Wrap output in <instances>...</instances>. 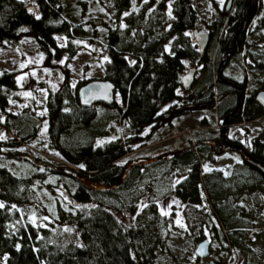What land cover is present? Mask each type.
<instances>
[{"label":"trees","instance_id":"trees-1","mask_svg":"<svg viewBox=\"0 0 264 264\" xmlns=\"http://www.w3.org/2000/svg\"><path fill=\"white\" fill-rule=\"evenodd\" d=\"M258 9L257 0H238L232 12L224 7L214 21L210 47L201 52L188 32L197 18L192 0H0V44L33 33L48 60L62 56L69 60L82 46L83 34L94 43L103 38L104 78L115 84L120 96V102L115 98L110 103L82 104L78 88L90 78L75 85L65 79L57 89L47 90L43 103L33 97L19 110H12L7 106L19 96L18 78L14 70L0 69V129L11 133L10 138L0 139V152L33 168L17 175L0 164V264H152L155 246L143 237V221L125 225L114 207L100 198L112 196L121 206L118 191L134 187L144 177L145 169L164 162L131 165L124 176L130 162L152 157L124 163L120 160L132 150V143L142 138L146 125L155 128L161 122L172 124L184 110L175 103L162 107L180 96L177 89L183 86L181 77L189 61L199 62L205 69L201 85L189 96L195 102L214 105L216 87L220 99L215 104L222 118L215 134L197 137L196 146L174 148L189 146L171 159L189 170L177 185V195L200 202L207 182L210 186L209 180L201 178L200 165L215 162L225 150L215 141L228 134L231 123L264 113L255 96L259 90L245 94L246 77L236 78L222 71L230 53L251 43L246 36L247 23ZM259 18L263 21L264 15ZM236 107L238 110L229 116ZM40 108H45V114L39 112ZM46 118L50 145L62 160L76 167L57 170L24 158L28 154L23 145L39 135ZM255 145L258 147L250 152L264 163V139L254 136L251 146ZM243 162L264 181L262 172ZM49 173L75 184L71 192L65 191L67 206L56 202L53 215L59 225H69L79 233L77 241L69 244L54 242L49 226L19 222L22 209L37 193V182ZM81 178L94 185L118 186L91 188ZM213 187L217 188L215 183ZM210 195L215 211H221L217 195L213 191ZM96 200L99 203H94ZM224 213L222 221L228 227L232 215L225 209Z\"/></svg>","mask_w":264,"mask_h":264},{"label":"rangeland","instance_id":"rangeland-1","mask_svg":"<svg viewBox=\"0 0 264 264\" xmlns=\"http://www.w3.org/2000/svg\"><path fill=\"white\" fill-rule=\"evenodd\" d=\"M227 1L192 0L197 10L195 27L211 32L206 49L211 45L214 21L220 17ZM233 1L230 12L234 11L238 0L236 3ZM257 2L259 9L247 23L246 29V36L251 43H246L228 56L222 67L223 73L227 75L246 77L247 93L264 89V20L259 18L264 15V0ZM188 32L193 35L192 29ZM87 37L82 35V46L69 60L66 56L48 60L39 49L33 33H24L15 42L0 44V69L14 70L19 82V96L12 98L7 107L19 110L33 97L43 103L47 90L57 89L65 79L75 85L81 79L103 78L104 40L99 38L94 43ZM211 53L215 55V50ZM191 66L197 69L194 83L190 87L179 86L177 91L180 96L162 107L166 109L175 103L184 110L176 115L172 124L161 122L155 128H151V124L146 125L141 131L142 138L132 143V150L120 162L143 156L153 158L169 149L189 144L196 146L199 144L197 137H209L218 131L222 118L215 102L220 96L217 95L216 87L213 93L214 105L199 100L195 102L189 96L201 85L205 73L201 63L187 61L186 70ZM115 98L120 102L118 91ZM39 112L45 114V108H40ZM47 120H44L39 135L23 145L27 154L37 156V162L42 164L76 167L62 160L50 145ZM228 134L248 145L256 135L264 139V113L252 119L231 123ZM10 137L11 133L0 129V139ZM2 157L0 164L17 175L33 170L19 159L5 155ZM171 159H162L164 162L145 169L144 177L129 190H119L117 195L122 198L121 206L112 196L104 195L100 198L102 202L114 207L117 217L125 225H136L140 220L143 221V237L155 246L151 255L152 264H264V181L244 164L239 152L234 148L228 149L218 155L215 162L200 165L202 180L210 182V186L207 182L206 190L201 192L200 202H192L177 195V185L186 178L189 170L181 162ZM214 183L217 188L213 187ZM74 187L72 180L49 173L45 180L37 182V193L27 207L22 209L19 222L23 220L36 226H49L52 229V240L62 245L77 241L79 233L73 227L59 225L53 220L55 203L67 206L69 198H65V191L71 192ZM210 191L217 195L216 202L221 211H215L212 206ZM224 209L232 215L228 227L222 221ZM231 215L228 214V218ZM51 222L54 224L51 225ZM202 240L210 242L209 251L199 257L195 251Z\"/></svg>","mask_w":264,"mask_h":264},{"label":"water","instance_id":"water-1","mask_svg":"<svg viewBox=\"0 0 264 264\" xmlns=\"http://www.w3.org/2000/svg\"><path fill=\"white\" fill-rule=\"evenodd\" d=\"M231 2H232V0L227 1V3H226L227 9L230 8ZM193 39L198 44L199 50L203 51L207 47V45L210 41V34L204 28L194 27L193 28ZM196 70L197 69L195 66H191L187 71H185L183 73V75L181 77V81H182L183 86L190 87L194 83ZM115 91H116V86L110 79H107L104 77L103 78H90L87 82H85L84 84L79 86L78 96H79L80 102L82 104H88V103H91L94 101H104V102L110 103L115 99ZM255 96H256L257 101L264 107V89L259 90ZM236 109H237V107H236ZM227 117H226V119H227ZM221 146L223 149H229V148L238 149L241 152L244 161H246L249 165L255 167L256 169H258L260 172H262L264 174V163L260 159L254 157L251 154V152L248 149H246L243 142H241V141H239V142L227 141L225 144H221ZM187 148H189V147H182V148H178V149H174V150H168V151L163 152V154H160V155L153 157V158L144 159V160L140 159V160L132 161L126 167L124 176L128 172V169L131 165L141 164L144 162H155V161L161 160V159H169V158L175 156L176 154H178V152L183 151ZM0 155L4 156L6 154H5V152H0ZM24 158H26V159L30 160L31 162H33L37 165H40V166H45V167H50V168L54 167V166L49 165V164L39 163L35 160L34 157H32L30 155H25ZM56 169L57 170H66V169L61 168V167H56ZM68 172L73 173L72 171H68ZM81 180L86 185H88L89 187L96 188V189H110L112 187L118 186V184L114 185V186L94 185V184H90L89 182H87L86 180H84L82 178H81ZM122 180H123V178H122ZM122 180H121V182H122ZM209 244H210V242L208 240H202L196 248V251H195L196 254L199 257L205 256L209 251Z\"/></svg>","mask_w":264,"mask_h":264},{"label":"flooded vegetation","instance_id":"flooded-vegetation-1","mask_svg":"<svg viewBox=\"0 0 264 264\" xmlns=\"http://www.w3.org/2000/svg\"><path fill=\"white\" fill-rule=\"evenodd\" d=\"M232 2H234L233 0H232ZM231 2V3H232ZM235 3H236V0H235ZM225 7H226V5H225ZM230 8H231V5H230ZM229 8V9H230ZM227 9V8H226ZM229 9H227L228 11H229ZM230 12V11H229ZM192 31H193V29H192ZM209 32V31H208ZM214 33V32H213ZM209 34H210V39H211V32H209ZM213 35V34H212ZM193 36V35H192ZM195 41V40H194ZM195 43H196V41H195ZM235 51H238V50H235ZM202 52V51H201ZM229 55H231V53L229 54ZM228 55V56H229ZM264 64V63H263ZM264 66V65H263ZM230 80H232V78H229ZM248 79V78H247ZM195 81V80H194ZM246 81V80H245ZM246 83H247V81H246ZM230 84H232V83H230ZM233 85V84H232ZM236 86V85H235ZM245 90V89H244ZM244 90L243 89H241V93L242 92H244ZM257 92V91H256ZM245 94H247V92L245 91ZM203 103H206V104H209L208 103V101H203ZM238 110V108L236 109V110H233V109H231L229 112V116H231V115H233L236 111ZM227 141H231V142H239L240 140L238 139V138H235V137H233V136H231V135H229V134H227V133H223V135H222V138L220 139V140H216L215 141V143L219 146V144L221 145V144H225ZM242 142V141H241ZM244 143V142H243ZM245 145V147H246V149H248L249 151L251 150V149H255V148H257L258 146L257 145H255V146H251L252 145V140L250 141V145H248L247 143L246 144H244ZM229 149H232V148H229ZM235 149V148H234ZM226 150H228V149H225L224 151H226ZM238 152H239V154L242 156V154H241V152L238 150V149H236ZM243 161H244V159H243Z\"/></svg>","mask_w":264,"mask_h":264},{"label":"snow or ice","instance_id":"snow-or-ice-1","mask_svg":"<svg viewBox=\"0 0 264 264\" xmlns=\"http://www.w3.org/2000/svg\"><path fill=\"white\" fill-rule=\"evenodd\" d=\"M125 15H128V13H125ZM0 207H3V205H0Z\"/></svg>","mask_w":264,"mask_h":264}]
</instances>
